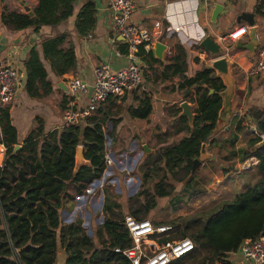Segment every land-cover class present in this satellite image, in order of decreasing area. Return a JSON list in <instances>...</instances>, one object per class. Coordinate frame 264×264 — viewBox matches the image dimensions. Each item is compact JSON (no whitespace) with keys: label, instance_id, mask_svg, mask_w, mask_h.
<instances>
[{"label":"trees","instance_id":"trees-1","mask_svg":"<svg viewBox=\"0 0 264 264\" xmlns=\"http://www.w3.org/2000/svg\"><path fill=\"white\" fill-rule=\"evenodd\" d=\"M60 1L66 6L57 10L54 0H42L34 17L4 8L1 21L9 30L34 29L39 32L43 27L56 26L72 15L73 0ZM263 10L264 0L258 6L259 14ZM95 26L93 6L84 7L77 20L78 33L87 36ZM66 40L67 36L62 35L43 43L44 56L51 62L57 76L68 74L76 64L74 50L63 48ZM145 54L144 48L138 50L140 57ZM172 61L174 66L170 68H175L173 76L181 79L180 89L185 90V97H189V101L197 106L194 124L190 127L186 118H180L181 131H185L187 136L161 149L153 168L147 167L148 171L142 174V178L147 185L153 180V175L158 176V170L161 171L156 194L165 198L170 196L171 190L175 191V187L170 189V181L180 185L190 177L177 198V202L182 205L186 203L184 197L193 200L205 194V190L196 185V175H191V172L194 161L200 156L202 144L214 143L223 107L221 93L226 87L208 69L188 79L185 76L186 62L181 57L173 58ZM25 68L26 93L33 99L50 95L52 86L36 49L31 51ZM152 113L153 101L147 94L139 99L137 108L130 110L131 117L139 120H148ZM247 118L256 126L258 133L249 143V149H253L264 137V110L249 111ZM109 119L108 114L103 118L90 117L88 123L68 126L48 135L44 133L40 122L39 127L26 138L22 148L15 152V147L19 146L18 132L12 124L10 107L0 109V146L6 150L0 167V264H57L60 247L67 254L66 264H130L124 256L114 251L118 247L131 246L132 241L124 225L126 215L121 212V205L109 190L105 191V221L97 241L86 235L81 220L64 224L61 218L62 211L75 198L69 194V189L81 195L105 170V128ZM244 121L238 122L237 134L229 141L233 151L224 160L230 162L239 156V163L243 167L250 159H257L258 165L254 168L256 180L247 184L233 201L220 204L205 216L190 218L183 225L168 224L179 231L181 238H190L194 242L196 251L187 259L199 262L205 253L208 254V258H205L208 264H231L225 262L226 259L230 254L239 252L245 240L264 236V147L255 152L249 149L235 151L238 134L244 131ZM113 133L111 138L115 141ZM79 146L84 147L87 164L77 168ZM152 156L149 155V159ZM234 169L236 164L232 163L221 172L226 177ZM143 197L145 200L151 197V200L141 205L140 199ZM134 200L139 205L131 207L130 214L139 221H150L148 216L155 206L150 191L144 190Z\"/></svg>","mask_w":264,"mask_h":264},{"label":"crops","instance_id":"crops-1","mask_svg":"<svg viewBox=\"0 0 264 264\" xmlns=\"http://www.w3.org/2000/svg\"><path fill=\"white\" fill-rule=\"evenodd\" d=\"M41 1L0 0V69L13 67L22 72L15 101L9 106L12 124L18 132V144L21 147L29 134L39 127L40 122L44 133L48 135L55 131H62L66 127L65 112L68 109L85 111L89 108L95 84L94 71L97 67L108 65L110 72L116 74L130 65V59L127 56L128 46L117 33L113 23L115 14L110 0H73L72 15L66 21L56 26H45L39 32H35L34 29L13 31L3 25L1 15L4 8L27 15L29 14L26 8H29L33 13L31 17H34L35 10ZM54 2L57 10H60L59 7L64 9L66 6L64 3L61 4L60 0H54ZM134 4L132 24L141 30L148 31L155 41L149 49L145 50L144 56H139V63L144 72L143 88L139 91H127L120 98L109 99L99 104L96 112L91 116L103 118L105 114L109 115L110 121L106 126L109 134L106 128L105 133L107 140H111V154L131 150L136 152L148 146L149 155H152L155 147L150 146L151 141L154 140L156 145L160 142L164 144L169 137L175 136L178 143L187 136L185 131H181V105L184 102L190 103L194 116L197 106L189 101V97H185V90L180 89V77L173 76L175 68H170L174 66L172 59L178 57L186 62L185 76L188 79H193L204 69L210 68L212 63L220 57L229 58L232 62L231 73L235 80L234 97L231 101L229 118L220 120L212 145L216 147L217 155L222 154L223 158L228 157L233 151L229 141L233 140L237 134L238 122L245 119L242 123L244 131L238 134L235 151L248 150L250 141L257 137L254 132L257 128L247 118V114L255 109L264 110V74L251 75L250 73L256 65V54L264 50V10L262 14H259L258 1L134 0ZM89 5H92L95 10L96 26L89 35L81 36L76 28L77 20L81 10ZM216 7H221L222 11L214 23L212 19ZM245 14L254 16V25L258 28L257 40L260 46L255 49L254 56L244 48L238 49L239 44L243 46L249 44L248 34L235 41L223 39L243 26H248L250 29L248 23L241 21ZM176 26H181L180 33L172 30V27ZM62 35L67 36L63 48L74 50L76 64L68 74L57 76L51 62L44 56L43 43ZM207 37L214 39L222 48V56H213L201 46ZM156 43H161L165 49L160 52L155 48ZM34 49L41 57L48 73V81L52 86L51 94L42 99L31 98L25 90L27 80L25 62ZM214 73L217 75L216 72ZM73 78L86 82L90 86L89 92L71 97L68 83ZM145 91H148L147 95L152 98L153 113L148 120L133 119L130 110L138 107L139 99L146 94ZM89 118L82 120L80 124L88 123ZM112 133L115 141L111 138ZM118 136L124 139L126 145L117 147ZM168 145L164 147L161 145L160 150ZM210 147L209 143L208 152ZM249 151L251 152L252 149ZM5 154V148L0 146V167L3 165ZM216 159L219 158L216 156ZM227 163L229 166L232 163L236 164V169L226 177L222 174V180H234V184L239 185L232 199L229 200L233 201L238 193L244 191L247 184L254 183L256 180L254 170L256 166L249 169L243 168L239 163V156L233 161H226ZM205 165L203 164L202 167ZM228 165H220V172L225 167H229ZM70 192L71 189L69 194ZM70 195L76 196V194ZM74 207L73 201L62 211L61 218L64 224H71L67 222V218ZM228 257L229 259L227 258L225 262L231 264H254L246 261L240 251ZM66 261L65 249L60 247L57 264H66Z\"/></svg>","mask_w":264,"mask_h":264},{"label":"built area","instance_id":"built-area-1","mask_svg":"<svg viewBox=\"0 0 264 264\" xmlns=\"http://www.w3.org/2000/svg\"><path fill=\"white\" fill-rule=\"evenodd\" d=\"M258 5L263 0H257ZM114 11L113 23L117 33L128 46L127 56L130 59L128 68L113 74L108 65H101L94 71L95 84L90 106L85 111L68 109L65 112L66 127L76 126L96 112L99 104L109 99L120 98L127 91H139L143 88L144 72L139 63L138 50L149 49L154 38L146 30L135 27L131 18L135 11L134 0H110ZM175 33L181 32V26L172 27ZM249 32L248 26L239 28L223 39L238 40ZM251 75L264 74V50L256 54V65ZM19 71L13 67L0 69V109L8 107L15 101L19 86ZM90 86L73 78L68 83L71 97L77 94H87ZM147 94L148 91H145ZM255 135L258 136L256 130ZM105 170L99 179L93 180L81 195H76L75 207L68 214L67 222L82 221V228L86 235L92 238L93 216L104 214L105 191L110 187L123 194L122 187L127 191L136 192L142 185L141 178L135 174L140 168L144 154L140 151L111 154V144L106 146ZM258 165L257 159H251L243 168L249 169ZM133 192V193H134ZM105 217L101 222L104 224ZM124 225L129 233L131 246L118 247L114 251L124 256L130 264H174L179 260L187 259L196 251V246L190 238H181L179 231L173 225L155 226L150 221H139L132 215H126ZM246 261L254 264H264V236L255 240H245L240 250Z\"/></svg>","mask_w":264,"mask_h":264},{"label":"rangeland","instance_id":"rangeland-1","mask_svg":"<svg viewBox=\"0 0 264 264\" xmlns=\"http://www.w3.org/2000/svg\"><path fill=\"white\" fill-rule=\"evenodd\" d=\"M108 126V125H107ZM107 133L108 127L106 128ZM171 135L173 133H170ZM177 138L175 136L169 137L164 144L163 142H160L158 145L155 144V141H151L150 146L155 149V152L152 154L153 156L151 159H149V156H145V150L142 149L141 152L144 154V158L140 164V168L135 173L137 174L141 180L142 185L140 188L134 192V191H127L125 187H122L123 194H120L115 190L114 188L110 187L108 190L111 194H113L116 197L117 202L121 205V212L125 215H131L130 214V208L138 207L139 202L137 203L134 198H136L141 192L148 189L150 191V195L154 198V201L152 202L155 204V206L152 208L148 218L149 220L157 223H164V224H184L185 221H187L190 218L193 217H200L205 216L209 212H211L213 209L218 207L220 204L224 202H229V200L232 199L233 194L237 191L239 188V185L234 184V180L232 181H224L222 180V173L220 172V165H228L226 164V161L223 160L222 154L217 155L216 147L211 145L209 149V154L211 157L216 156L219 159H216L215 161L209 160L205 162L206 164L204 167H200L195 176V183L198 185V187L203 188L205 190V194L201 197H198L193 200H188L187 197H184L185 204L180 205L177 202V198L180 195V192L182 190L183 184H177L175 182L170 181V189L175 187V191L171 190V194L168 197H159L156 194V186L160 182V174H162L161 171L158 170L160 173L158 176L156 174L153 175V180H151L147 185L144 184L142 174L146 173L148 170L147 167L153 168L154 160L157 158L158 154L156 153L157 150L158 153L160 152V148L166 146V144H169L168 146L174 145L176 143ZM131 141V140H130ZM130 141L128 142L130 144ZM161 141V140H160ZM111 140H107L106 146L108 147ZM126 145L123 138L118 136L117 138V147H120L122 145ZM112 145V144H111ZM162 145V147H161ZM116 146V145H115ZM114 148V145L112 146ZM116 147V149H118ZM126 147V146H125ZM128 147V146H127ZM148 147V146H147ZM221 155V156H220ZM229 166V165H228ZM162 169V167H161ZM134 192V193H133ZM70 194L75 195L74 189L71 188ZM149 199V200H148ZM147 200H145V197L140 199L141 205L147 204L146 201H150L151 197H148ZM104 217V214H99L96 216H93L92 218V228L94 231V235L92 239L96 240L98 233L103 225L101 222L102 218ZM97 241V240H96ZM104 239L102 240V245L104 246ZM202 259L197 261H193L191 259H186L182 261L179 264H208V261L205 259L208 258V254L203 253ZM229 259V257H228Z\"/></svg>","mask_w":264,"mask_h":264},{"label":"water","instance_id":"water-1","mask_svg":"<svg viewBox=\"0 0 264 264\" xmlns=\"http://www.w3.org/2000/svg\"><path fill=\"white\" fill-rule=\"evenodd\" d=\"M27 13L29 16H33V13L30 12L29 8H26ZM222 11L221 7H216L215 12L213 13V19L212 22H216L217 18L219 17L220 13ZM254 16L251 14H245L242 17L241 21H244L249 24L250 29L248 32V37L250 39L249 44L246 46H243L242 44L238 45V49L244 48L245 50L249 51L252 56L255 54V49L260 46V43L257 40V34H258V28L254 25ZM201 46L206 49L211 55L213 56H222L223 50L222 48L212 39L211 37H207L201 44ZM155 48L161 52V50L165 49V46H163L161 43H156ZM231 67L232 62L229 60L228 57H220L219 59L215 60L210 68L208 70L216 72L217 77L220 78L224 84L226 89L221 93V97L223 100V107L222 111L219 115V121H218V127L219 122L221 119L227 120L230 115L231 111V101L234 97V90H235V80L233 79L232 73H231ZM19 76H22V72L19 71ZM182 114L181 116L183 118H186L189 122V126L193 127L194 124V113L192 111V105L188 102H184L181 105ZM264 147V137L262 138V141L257 144L251 152H255L258 149ZM22 147L16 146L15 152L19 151ZM145 150V156L148 157L150 152L149 148L147 146H144ZM213 160L215 161V157H211V155L208 152V144L203 143L200 151V156L197 158L192 167L191 175H195L197 170L207 161ZM87 164L85 157H84V147L79 146L77 149V168H80ZM190 177L183 183L186 184L189 181Z\"/></svg>","mask_w":264,"mask_h":264}]
</instances>
